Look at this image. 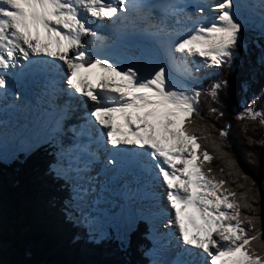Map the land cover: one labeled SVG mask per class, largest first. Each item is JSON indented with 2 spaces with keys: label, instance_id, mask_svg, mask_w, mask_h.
Instances as JSON below:
<instances>
[{
  "label": "snow or ice",
  "instance_id": "snow-or-ice-1",
  "mask_svg": "<svg viewBox=\"0 0 264 264\" xmlns=\"http://www.w3.org/2000/svg\"><path fill=\"white\" fill-rule=\"evenodd\" d=\"M260 3L257 30L248 22L247 0H0V105L27 107L17 102L28 100L24 84L47 104L35 116L46 135L33 138L18 124L11 131L5 126L0 136L26 143L25 157L50 150L44 175L71 181L60 211L67 222L85 227L86 242L107 238L93 227L104 211L122 224L117 239L126 254L144 226L151 244L137 246L148 258L141 264H264V243H250L262 235L255 181L224 151L231 125L212 143L223 162L219 172L228 168L229 176L249 181L241 202L230 181L214 173L216 157L201 145L192 120L203 119L202 95L218 102L229 87L219 78L203 88L202 77L234 71L249 45L264 49ZM259 62L264 66V54ZM257 99H264V88L236 118H259L264 125ZM102 202L107 208L99 207ZM242 207L252 214H242ZM30 257L24 249L12 264H37Z\"/></svg>",
  "mask_w": 264,
  "mask_h": 264
},
{
  "label": "trees",
  "instance_id": "trees-1",
  "mask_svg": "<svg viewBox=\"0 0 264 264\" xmlns=\"http://www.w3.org/2000/svg\"><path fill=\"white\" fill-rule=\"evenodd\" d=\"M262 54L264 49L249 45L248 51L241 53L242 62L234 71L223 68L222 77L211 75L206 78L201 84L203 88L219 78L227 79L229 87L219 94L218 102L202 95L198 107L203 119L192 117L193 129L201 145L216 157L210 164L214 173L230 181L227 186L236 191L237 202H241L239 195L249 186V181L242 176L237 180L235 174L229 176L228 168L219 172L223 162L212 143L219 141L220 128L231 125L227 137L223 138L224 151L235 161L240 173L255 181L253 192L258 191L254 207L258 217L256 227L262 235L258 241L250 242L257 247L264 243V125L259 123V118L256 121L238 120L236 113L253 96L261 95L264 66L259 58ZM210 107L216 108L217 113L210 112ZM255 108L264 110V99H257ZM206 133L209 135L204 139ZM49 151L44 146L27 157L20 153L18 159L0 162V264H12L21 259L24 249L31 251L30 259L37 264H141L148 259L137 250L138 245L150 247L151 244L143 235V225L133 235L132 246L126 254L120 250L114 233L109 232L110 235L99 244L88 243L84 239L86 230L64 219L60 201L70 195V185L44 175L51 159ZM237 184H243L245 188L237 187ZM53 197L55 204L51 202ZM241 213L252 214L243 207ZM76 234H80L81 239L73 242L72 237Z\"/></svg>",
  "mask_w": 264,
  "mask_h": 264
},
{
  "label": "rangeland",
  "instance_id": "rangeland-1",
  "mask_svg": "<svg viewBox=\"0 0 264 264\" xmlns=\"http://www.w3.org/2000/svg\"><path fill=\"white\" fill-rule=\"evenodd\" d=\"M261 7H262L261 3L257 4L256 6L250 7L249 12H248V22L249 24L253 25L257 30H258L259 22L261 19L260 17ZM209 75H211V73H209L207 76ZM205 77H202L201 80ZM201 80L198 82V86H201ZM2 130L3 128L0 129V131ZM0 137H2L0 138V141H2V144L0 145V157H7L6 159L0 158V162L2 163H8L12 161L14 159L13 158L14 155L24 153V150L27 148L26 143H22L18 141L17 139H14L10 135L0 136ZM72 179L75 180V177H72ZM68 184L70 185V194H71V181H69ZM101 214L107 215L108 220L103 221L102 223L104 224L103 229L98 230V231H106L107 237L110 235L109 232H112L115 235H117V233L122 230V224L119 221L112 218L111 215L106 214L104 211L101 212ZM79 227L85 228L83 226H79ZM97 227H98V224H95L96 229H98Z\"/></svg>",
  "mask_w": 264,
  "mask_h": 264
},
{
  "label": "bare ground",
  "instance_id": "bare-ground-1",
  "mask_svg": "<svg viewBox=\"0 0 264 264\" xmlns=\"http://www.w3.org/2000/svg\"><path fill=\"white\" fill-rule=\"evenodd\" d=\"M250 4V7L252 6H256L257 4L253 3V2H248ZM98 71V70H97ZM31 86L29 88V92H31ZM27 107L23 108V111L27 114L26 119H23L24 123H22L23 125L27 126V134L33 138H39L42 137L44 135H46L47 133V128L44 125V122L42 120H36L35 116L42 112L43 109L47 108V104L43 103V107H38L37 104L40 102L35 100V95L32 93V98L29 97L27 100ZM20 103H25V101H20ZM32 116V118H30ZM116 123H121V121H119L118 119L115 121ZM107 187V185H106ZM162 195V203L164 205L165 208H167V201H166V190L165 188L161 185L158 189ZM104 199H108L111 196V191H104L103 193ZM166 204V206H165ZM106 205V206H105ZM99 207L101 209H105L107 208V204L105 203H101L99 205ZM129 211H133V207H130L128 209ZM103 211H100L98 214H100ZM97 214V215H98ZM98 218V217H97ZM101 220V218L99 219Z\"/></svg>",
  "mask_w": 264,
  "mask_h": 264
}]
</instances>
